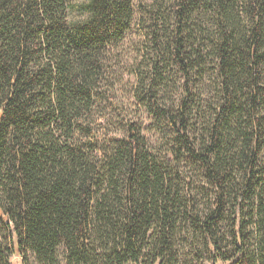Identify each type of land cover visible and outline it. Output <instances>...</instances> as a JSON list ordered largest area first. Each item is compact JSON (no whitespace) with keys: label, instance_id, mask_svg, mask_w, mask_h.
<instances>
[{"label":"trees","instance_id":"16d2710c","mask_svg":"<svg viewBox=\"0 0 264 264\" xmlns=\"http://www.w3.org/2000/svg\"><path fill=\"white\" fill-rule=\"evenodd\" d=\"M133 2L87 0L84 18L69 21V0H0V264L13 255L37 264H182L175 199L156 160L134 124L126 138H108L94 112L107 50L129 29ZM173 2L169 58L201 76L210 60L219 97L202 154L187 133L189 79L178 108L162 110L218 196L200 222L206 258H194L264 264V0ZM228 198L234 218L223 246Z\"/></svg>","mask_w":264,"mask_h":264},{"label":"rangeland","instance_id":"374dc122","mask_svg":"<svg viewBox=\"0 0 264 264\" xmlns=\"http://www.w3.org/2000/svg\"><path fill=\"white\" fill-rule=\"evenodd\" d=\"M84 2L87 0H69V21L84 18L81 10ZM173 3V0H134L129 29L107 50L99 89L101 99L94 112L108 138H126L128 124L136 126L145 148L165 177L166 189L175 199L178 221L174 250L182 264H199L195 253L206 258L200 222L206 221L217 208L218 196L204 165L196 155L186 151L182 137L162 116V110L178 108L186 96L185 80L189 79L192 95L186 107L187 133L194 152L202 154L205 150L202 142L208 140L207 131L219 97L210 60L201 76L197 67L185 74L169 58L166 44L175 30L170 11ZM155 63L160 78L153 74ZM112 144V140H107L106 148L113 147ZM249 214L250 209L245 220H249ZM233 218L234 206L232 198H228L217 236L223 246L229 244ZM10 264L37 263L30 255L23 261L13 255Z\"/></svg>","mask_w":264,"mask_h":264}]
</instances>
